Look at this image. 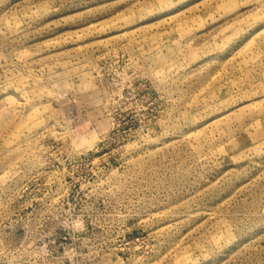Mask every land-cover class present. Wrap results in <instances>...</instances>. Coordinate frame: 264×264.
Segmentation results:
<instances>
[{
  "label": "rangeland",
  "instance_id": "rangeland-1",
  "mask_svg": "<svg viewBox=\"0 0 264 264\" xmlns=\"http://www.w3.org/2000/svg\"><path fill=\"white\" fill-rule=\"evenodd\" d=\"M0 264H264V0H0Z\"/></svg>",
  "mask_w": 264,
  "mask_h": 264
}]
</instances>
